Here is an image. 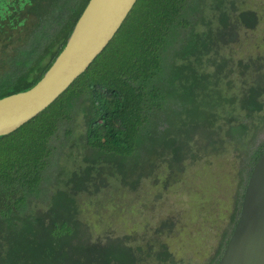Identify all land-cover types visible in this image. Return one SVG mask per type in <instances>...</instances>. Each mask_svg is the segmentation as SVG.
Wrapping results in <instances>:
<instances>
[{"label":"trees","instance_id":"trees-1","mask_svg":"<svg viewBox=\"0 0 264 264\" xmlns=\"http://www.w3.org/2000/svg\"><path fill=\"white\" fill-rule=\"evenodd\" d=\"M87 2L0 0V98L29 89L43 76ZM257 21L238 0H136L110 42L66 90L0 135V264H191L177 259L164 240L176 231L173 219L162 217L144 234L93 238L83 228L75 196L98 191L104 178L116 179L108 165L120 166L143 137L155 133H174L181 142L172 157L157 159L168 169L171 159L197 162L232 150L246 183L264 149V58L233 62L225 49L240 28L253 29ZM163 112L176 123L161 118ZM61 132L65 138L58 145ZM200 136L215 147L197 149ZM74 138L94 157H83L79 171L58 176L47 205L33 210L30 201L40 195L52 150L69 147ZM141 175L135 188L146 177ZM241 198L217 255L201 264L218 262Z\"/></svg>","mask_w":264,"mask_h":264},{"label":"rangeland","instance_id":"rangeland-1","mask_svg":"<svg viewBox=\"0 0 264 264\" xmlns=\"http://www.w3.org/2000/svg\"><path fill=\"white\" fill-rule=\"evenodd\" d=\"M238 6L242 10L253 11L258 21L253 29L240 28L238 40L231 42L225 51L231 55L233 62L243 60L258 63L264 58V0H238ZM171 76L169 69L168 80ZM174 93L179 95V92ZM159 116L175 122L174 116L168 112ZM176 127H172L171 131L176 132ZM195 128L203 132L202 125ZM227 133L232 134L233 131L228 129ZM173 134L166 133L164 136L155 133L143 137L134 156L126 158L120 166L109 164L108 167L115 170L116 179L104 178L103 181L107 183L98 191L89 188L77 193L78 216L85 225L83 228L86 227L93 238L103 237L107 233L144 234L149 228L156 227L162 217L173 219L176 231L164 237L172 254L191 264H201L217 255V243L223 232L229 231L232 225L231 214L238 209L244 190L242 184L246 185L243 182L245 174L232 150L206 155L197 162L182 163L171 159L168 161L169 170L163 161L157 159H162L161 155L172 157V150L177 145L182 146L177 135ZM59 136V141L58 137L53 139V146L57 141L60 145L64 140L62 132ZM166 137H172L174 141H165ZM79 140L74 138L69 147L64 144L59 150H52L40 195L33 200L30 198L33 210L47 205L54 192L50 187L52 182L58 181L63 174L79 171V165L85 164L81 161L83 157H94L85 149L86 146H79ZM196 147L201 151L215 146L200 136L196 139ZM141 174L146 177L141 178L135 188ZM178 230L181 233H177Z\"/></svg>","mask_w":264,"mask_h":264},{"label":"water","instance_id":"water-1","mask_svg":"<svg viewBox=\"0 0 264 264\" xmlns=\"http://www.w3.org/2000/svg\"><path fill=\"white\" fill-rule=\"evenodd\" d=\"M136 0H88L65 45L29 89L0 98V135L51 104L110 42ZM216 264H264V149L248 176L234 228Z\"/></svg>","mask_w":264,"mask_h":264}]
</instances>
